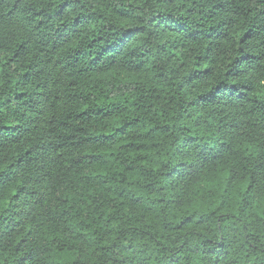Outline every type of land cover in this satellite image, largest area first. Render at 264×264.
<instances>
[{
  "label": "trees",
  "instance_id": "1",
  "mask_svg": "<svg viewBox=\"0 0 264 264\" xmlns=\"http://www.w3.org/2000/svg\"><path fill=\"white\" fill-rule=\"evenodd\" d=\"M0 264H264V0H0Z\"/></svg>",
  "mask_w": 264,
  "mask_h": 264
}]
</instances>
